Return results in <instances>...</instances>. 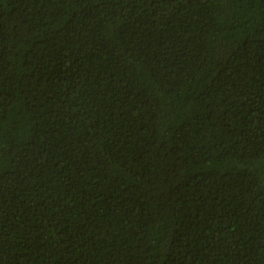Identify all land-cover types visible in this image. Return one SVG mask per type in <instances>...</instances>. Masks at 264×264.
Segmentation results:
<instances>
[{
	"label": "trees",
	"instance_id": "1",
	"mask_svg": "<svg viewBox=\"0 0 264 264\" xmlns=\"http://www.w3.org/2000/svg\"><path fill=\"white\" fill-rule=\"evenodd\" d=\"M0 264H264V0H0Z\"/></svg>",
	"mask_w": 264,
	"mask_h": 264
}]
</instances>
